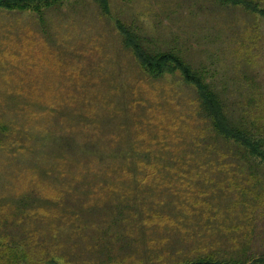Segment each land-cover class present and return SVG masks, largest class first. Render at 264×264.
<instances>
[{
    "label": "rangeland",
    "instance_id": "rangeland-1",
    "mask_svg": "<svg viewBox=\"0 0 264 264\" xmlns=\"http://www.w3.org/2000/svg\"><path fill=\"white\" fill-rule=\"evenodd\" d=\"M78 2L0 6V258L182 264L237 246L229 228L250 236L244 208L264 250V174L228 170L237 145L178 67L152 74L120 43L250 96L247 123L264 135V0ZM206 223L219 232L190 233Z\"/></svg>",
    "mask_w": 264,
    "mask_h": 264
},
{
    "label": "trees",
    "instance_id": "trees-1",
    "mask_svg": "<svg viewBox=\"0 0 264 264\" xmlns=\"http://www.w3.org/2000/svg\"><path fill=\"white\" fill-rule=\"evenodd\" d=\"M31 1L34 0H0V6L6 8H27L30 7ZM237 1V0H235ZM47 2V1H46ZM100 4L104 7L105 0H99ZM264 14V10H261ZM120 31L123 34H127V29L124 25L119 24ZM128 35V34H127ZM132 43L135 55L140 60L143 67L149 70L152 74H158L162 71H169L172 68L165 67L174 64V67H178L184 79L189 83L194 84L197 88L198 100L202 101L204 106L205 113L210 117L212 128L222 135L226 139L233 140V144L236 146L237 153L227 152L232 158H243L247 162L252 159H257L258 162H261L264 165V135L259 132L257 124L247 123V118H249L247 112L244 110L245 103L239 100H224L216 94L217 92L212 89L209 82L203 81L202 78L198 77L190 67L185 64V60L179 59L177 56L170 53H161L152 55V53L141 48L137 41H135L132 36L128 35L124 38V41ZM158 68H155L156 66ZM248 97L245 101L250 102ZM230 104L235 105L233 109L238 110L239 116L237 115L236 119H233L230 116L231 108ZM227 109V110H226ZM258 116L259 120L262 116ZM225 121V123L223 122ZM224 124V125H223ZM246 124V125H244ZM255 167V165H251ZM258 167V165H257ZM8 252H13L7 258H0V264H24L20 262V259L17 258L15 250H10ZM150 259H146V262H149ZM264 261V257L262 259ZM242 262V263H241ZM26 264H44L40 260H27ZM182 264H251L249 262L243 261H234V262H225L218 261L212 257H207L204 259H199L196 261H189Z\"/></svg>",
    "mask_w": 264,
    "mask_h": 264
},
{
    "label": "crops",
    "instance_id": "crops-1",
    "mask_svg": "<svg viewBox=\"0 0 264 264\" xmlns=\"http://www.w3.org/2000/svg\"><path fill=\"white\" fill-rule=\"evenodd\" d=\"M85 0H79L78 3H83ZM108 4V0H105V5ZM95 4H92L91 7L94 8ZM100 5V3H99ZM109 5V4H108ZM103 8V6H99L98 10H101ZM98 10L94 9V12L97 11L96 15H99ZM86 14V13H84ZM94 15L95 18L101 20L102 17L104 16H96ZM101 15V14H100ZM104 18V17H103ZM116 18V17H115ZM118 19V18H116ZM121 20L118 19V25L121 24ZM118 36L119 34H121L122 32L120 31L117 32ZM117 38L114 37V40H116ZM121 39L120 43L122 45L124 41V37H122L121 34ZM144 49V48H143ZM145 50V49H144ZM137 58V56H135ZM137 60L140 62V60L137 58ZM141 64V62H140ZM142 65V64H141ZM207 77H211V75L208 74ZM206 82L210 83V86L212 87L213 90H215L219 96H221L222 99L224 100H239V101H244L246 100L248 97H246L245 99H240L237 96L234 95H227V98L224 97V93L225 91L229 90L227 87L225 88V86H219L217 87L213 81L211 80H206ZM227 93V92H226ZM228 161V170H235L238 169L240 167H242L241 169H244L247 171V179H254L257 180L258 179V174L263 175L264 174V165L261 162H258L257 159H252L251 161L254 162H247L246 159L243 158H232L231 156H227L225 157ZM251 165H255V167H251ZM258 165V167H257ZM230 166H233V168H230ZM217 211V210H216ZM238 215L242 216L241 220L239 222H237V224L241 227V222L242 220L245 221H249L252 222V230L250 233V236H246L244 235L245 231H240L239 229L234 230L229 228L228 231H236V237L238 238V242L237 246H232L230 248L227 247H216V245L218 244H214L213 246H209L208 250H207V254L206 257H212L215 260L218 261H225V262H234V261H243V262H249L251 264H264V261L261 260L262 257H264V250L262 249H257L254 245L253 242L256 240L255 237V226L257 223V211L256 210H252L251 208H244L243 210H239ZM212 217V216H211ZM214 217V216H213ZM229 218V216L227 215V211L224 210V220H227ZM263 227H264V220H263ZM217 233L219 232V230H217V228H215L214 226L211 228V226L208 225V223L206 224H202L199 228L194 229L193 231H191L190 233H193V235H200L203 236L205 234L210 236V233ZM225 237V236H224ZM201 241V240H200ZM203 242V241H202ZM207 243V242H205ZM212 243H208V245H210ZM200 248V247H199ZM149 263V262H147ZM242 263V262H241Z\"/></svg>",
    "mask_w": 264,
    "mask_h": 264
}]
</instances>
